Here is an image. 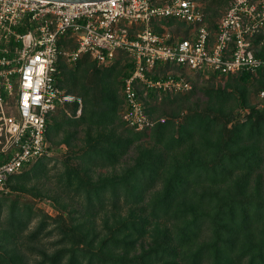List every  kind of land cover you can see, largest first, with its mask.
I'll use <instances>...</instances> for the list:
<instances>
[{
    "label": "trees",
    "instance_id": "trees-1",
    "mask_svg": "<svg viewBox=\"0 0 264 264\" xmlns=\"http://www.w3.org/2000/svg\"><path fill=\"white\" fill-rule=\"evenodd\" d=\"M207 19L215 25L208 14ZM126 59L124 77L132 70ZM66 65L58 61L57 85L75 91L81 103L75 98L58 104L45 136L49 153L61 145L73 147L54 178L57 190L78 205L76 215L68 216L71 224L62 230L65 243L49 252L36 244L41 232L51 233L45 230L47 221L23 236L35 212L27 203L10 206L0 229V264H264V105L258 98L257 105L250 104L226 87L208 90L193 84L188 91L161 92L158 99L155 90L143 96L137 85L149 116L157 100L171 108L163 120L135 130L119 114L123 80L113 78L114 65H97L84 54L64 86L59 74ZM89 68L95 73L91 80L86 79ZM156 68L153 78L167 70L160 64ZM263 76L261 68L254 76L233 77L242 85L260 79L258 93L264 89ZM197 91L205 96L203 104L191 100ZM238 107L247 108L242 116ZM79 131L83 137L76 145L72 140ZM132 148L135 153L126 161ZM49 153L11 174L6 188L22 189L28 179L45 177L46 164L54 158ZM97 215L103 231L96 228ZM75 234L80 245L68 242ZM23 242L39 256L31 260L19 248Z\"/></svg>",
    "mask_w": 264,
    "mask_h": 264
},
{
    "label": "built area",
    "instance_id": "built-area-1",
    "mask_svg": "<svg viewBox=\"0 0 264 264\" xmlns=\"http://www.w3.org/2000/svg\"><path fill=\"white\" fill-rule=\"evenodd\" d=\"M224 3L213 26L198 0H0V191L11 174L49 153V116L75 99L57 85L60 59L76 62L86 54L102 65L126 55L132 70L123 78L120 114L135 130L156 121L137 85L145 96L149 89L188 91L184 70L257 75L264 69V40L256 41L264 33V0ZM158 64L178 71L167 67L153 78ZM257 98L264 105V89Z\"/></svg>",
    "mask_w": 264,
    "mask_h": 264
},
{
    "label": "rangeland",
    "instance_id": "rangeland-1",
    "mask_svg": "<svg viewBox=\"0 0 264 264\" xmlns=\"http://www.w3.org/2000/svg\"><path fill=\"white\" fill-rule=\"evenodd\" d=\"M207 9V14L208 17L210 18L211 24H215L216 21L221 17L223 11H224V6L225 3L224 1L220 0H198ZM211 4V5H210ZM212 6V7H210ZM178 24L181 25V27H184V23L180 21H176ZM175 26L177 24L174 22ZM168 27L171 26L173 27L172 23L166 24ZM175 28V27H174ZM118 64L114 65L115 62L113 63H106L105 65L113 66L115 67L114 70V76L113 78L115 80H123L124 75H122L123 71L125 70V65L124 62L127 60L126 55H120L118 58ZM92 60V59H90ZM78 61V60H77ZM76 61V62H77ZM76 62H70L67 63V67L61 73L59 74V79L60 83L65 86L66 83L72 80V75L73 73L71 72L76 65ZM98 65V64H97ZM168 71H178L173 66H167ZM183 73L186 75L188 80L190 81L191 85H197L198 87H203L208 90H218V88L222 89L226 87L228 90H232L231 92H240L242 95L247 99L248 103L250 104H255L257 102V90L260 85V79H254L252 81H249L247 84L242 85L237 81V79L233 76L226 75V76H216V77H210V74L207 72L205 74H198L195 72H190V71H183ZM78 74V73H77ZM95 73L93 71V68H89L88 74H87V80H91V76H93ZM209 74V75H208ZM254 76V75H253ZM17 77V75H15ZM90 82V81H89ZM262 85V84H261ZM122 86V84H121ZM120 83H119V88H118V95L122 96V91L120 88ZM261 87V86H260ZM259 87V88H260ZM64 89V88H63ZM65 91L67 88L64 89ZM74 90V89H72ZM199 90V88H197ZM69 94L73 95L80 103H81V97L75 92V91H66ZM158 99H160V95L157 93ZM233 95V94H231ZM199 96V97H198ZM234 96V95H233ZM204 94L203 92L197 91L195 95H193V98L191 100H196L198 99L200 103H204ZM235 97V96H234ZM235 100L239 99L235 97ZM11 100L8 102L10 103ZM154 101V99H153ZM155 102V101H154ZM152 102L153 104L156 103L157 109L152 113V118L153 120H156L158 118H165V113L164 112H169L171 107H166L163 104L159 105L160 103L157 102ZM162 102V101H161ZM151 103V104H152ZM229 104L230 101L228 102ZM123 104H121L122 107ZM257 105V103H256ZM69 106H65L66 113L69 114L71 113ZM169 106V105H168ZM121 107L119 108V114L121 113L122 109ZM59 109H55L53 114H56V112ZM78 108L76 110V114L78 113ZM247 110V108H241L238 107V111L240 112V115L242 116L244 112ZM80 113V112H79ZM73 127H69V130H74L72 129ZM62 131L59 132L58 137H61ZM78 136V137H77ZM83 137V132L79 131L76 135V139H73L72 141L76 145H80L79 143V138ZM147 143V142H145ZM1 145V143H0ZM73 150V147H69L68 149L65 147V145H61V147L57 150H50V153L48 156H52L51 160L48 161L46 164V168L48 169L46 176L43 178H30L27 181L24 182L23 188L22 189H13L11 187H7V190L5 192L0 193V200L7 198L4 200L3 205L0 207V229L5 226V223L7 222V218L9 217L8 213V208L10 206H23L24 203H27L35 214H33L34 218L32 221L29 223L28 227L26 228L25 232L23 233V236L27 234V232L35 229L39 222L41 220H46L47 221V226L45 230H51V233L47 236L44 235V232H41L39 235V241L37 244L38 247L47 249L49 252L51 250H54L55 247H60L63 243H65V240L61 241V234L62 230H66L68 227V224H71V220L68 216L74 217L76 214V207L78 208L77 204H72V201L68 198H66L64 195H62L56 188L57 184L55 183V178L54 174L56 173L57 170H61L63 168L62 166V158L64 157L66 152H69V150ZM135 150L132 148L126 155L125 159L131 158L134 155ZM71 152V151H70ZM0 154L2 152L0 151ZM124 159V160H125ZM130 161V160H129ZM76 161H73L75 163ZM109 170V168H107ZM20 171L17 173L19 174ZM57 200V201H56ZM3 201V200H2ZM124 210V208H122ZM96 222V228L97 230L103 231L100 228V215H97L95 217ZM64 224L63 226L60 227L61 224ZM61 229V230H60ZM46 233V232H45ZM67 242V241H66ZM68 242H73L80 245L81 244V239L79 234H75V237L70 238ZM27 242L25 241V244ZM71 245V244H70ZM77 245V246H78ZM21 251L26 252L30 254L31 260H33V255L34 256H39L36 251H31L28 249L25 245L24 242L21 244L19 247Z\"/></svg>",
    "mask_w": 264,
    "mask_h": 264
},
{
    "label": "water",
    "instance_id": "water-1",
    "mask_svg": "<svg viewBox=\"0 0 264 264\" xmlns=\"http://www.w3.org/2000/svg\"><path fill=\"white\" fill-rule=\"evenodd\" d=\"M58 1L77 2V1H90V0H58Z\"/></svg>",
    "mask_w": 264,
    "mask_h": 264
},
{
    "label": "crops",
    "instance_id": "crops-1",
    "mask_svg": "<svg viewBox=\"0 0 264 264\" xmlns=\"http://www.w3.org/2000/svg\"><path fill=\"white\" fill-rule=\"evenodd\" d=\"M261 39H263L264 40V33L263 34H261L260 36H259V38L256 40L257 42H259Z\"/></svg>",
    "mask_w": 264,
    "mask_h": 264
}]
</instances>
